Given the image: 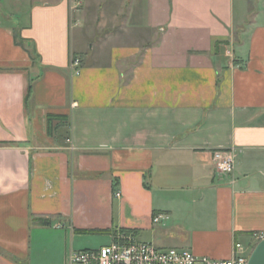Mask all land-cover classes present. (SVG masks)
Listing matches in <instances>:
<instances>
[{"label":"crops","instance_id":"crops-1","mask_svg":"<svg viewBox=\"0 0 264 264\" xmlns=\"http://www.w3.org/2000/svg\"><path fill=\"white\" fill-rule=\"evenodd\" d=\"M106 228L220 259L264 233V0H0V264Z\"/></svg>","mask_w":264,"mask_h":264},{"label":"built area","instance_id":"built-area-1","mask_svg":"<svg viewBox=\"0 0 264 264\" xmlns=\"http://www.w3.org/2000/svg\"><path fill=\"white\" fill-rule=\"evenodd\" d=\"M81 59L76 57L71 62L75 73L80 72ZM236 152L230 150H216L214 161L218 170L231 173L235 168ZM165 215H156L155 223L165 219ZM254 245L264 239V233L255 234ZM236 242L234 254L228 259L199 256L189 248L171 247L161 248L153 243L137 239L132 233L119 231L115 239L96 248L72 250L67 264H248L254 249Z\"/></svg>","mask_w":264,"mask_h":264},{"label":"trees","instance_id":"trees-1","mask_svg":"<svg viewBox=\"0 0 264 264\" xmlns=\"http://www.w3.org/2000/svg\"><path fill=\"white\" fill-rule=\"evenodd\" d=\"M32 91V84L30 83V87H29V92L31 93ZM47 121H48V129L50 132H53V130L56 128H59L60 126H63V124L67 125V121H68V116L65 114H48L47 117ZM78 232H89L90 230L87 229H77ZM119 231L121 232H126V233H132L133 230L128 229V228H121L120 230L116 231L114 229H102V230H98V233H113V234H117ZM91 232V231H90Z\"/></svg>","mask_w":264,"mask_h":264},{"label":"water","instance_id":"water-1","mask_svg":"<svg viewBox=\"0 0 264 264\" xmlns=\"http://www.w3.org/2000/svg\"><path fill=\"white\" fill-rule=\"evenodd\" d=\"M248 264H264V239L254 247Z\"/></svg>","mask_w":264,"mask_h":264},{"label":"rangeland","instance_id":"rangeland-1","mask_svg":"<svg viewBox=\"0 0 264 264\" xmlns=\"http://www.w3.org/2000/svg\"><path fill=\"white\" fill-rule=\"evenodd\" d=\"M89 234H95V232H90ZM158 235V232H156V231H145V232H143V234H142V238H140V239H142V240H145V241H150V239H151V236L152 235ZM156 246L158 245H160L158 242H155L154 243ZM247 246H249V248H252L253 246H255L254 245V243L253 244H251V245H247Z\"/></svg>","mask_w":264,"mask_h":264}]
</instances>
